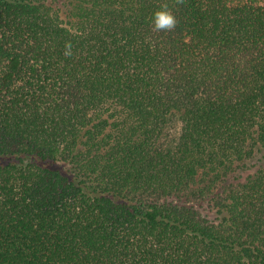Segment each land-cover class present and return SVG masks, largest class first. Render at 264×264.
<instances>
[{"label": "trees", "instance_id": "16d2710c", "mask_svg": "<svg viewBox=\"0 0 264 264\" xmlns=\"http://www.w3.org/2000/svg\"><path fill=\"white\" fill-rule=\"evenodd\" d=\"M0 264H264V0H0Z\"/></svg>", "mask_w": 264, "mask_h": 264}, {"label": "clouds", "instance_id": "9594fccd", "mask_svg": "<svg viewBox=\"0 0 264 264\" xmlns=\"http://www.w3.org/2000/svg\"><path fill=\"white\" fill-rule=\"evenodd\" d=\"M151 24L157 31H171L176 27L177 18L175 14L166 5L157 9L152 17ZM65 55H71V43H66Z\"/></svg>", "mask_w": 264, "mask_h": 264}]
</instances>
